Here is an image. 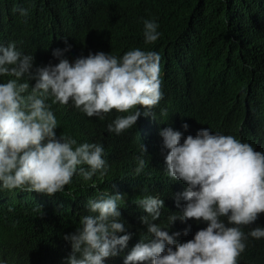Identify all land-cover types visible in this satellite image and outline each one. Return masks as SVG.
Returning <instances> with one entry per match:
<instances>
[{"label":"clouds","instance_id":"1","mask_svg":"<svg viewBox=\"0 0 264 264\" xmlns=\"http://www.w3.org/2000/svg\"><path fill=\"white\" fill-rule=\"evenodd\" d=\"M36 7L0 0V77H8L0 82V190L52 196L74 176L90 181L97 173L106 174L109 166L102 143L57 135L59 122L49 98L60 104L71 101L88 117L101 120L115 109L121 115L106 128L119 135L163 99L161 56L137 47L121 56L89 51L69 61L65 53L71 45L65 40L64 48L48 49L43 66H34L33 53L17 46L27 35ZM158 29L156 19H143L145 44L159 39ZM50 59L58 63L46 64ZM182 127L187 130L189 125ZM158 134L166 150L163 170L172 181L185 184L172 194L179 211L170 212L162 224L156 221L165 208L163 198H138L135 204L145 213L139 220L146 231L123 256V264H239L249 237L264 238V226L256 224L248 232L242 227L253 225L264 213V151L202 125L195 135L184 136L171 126ZM142 151L145 154L143 145ZM147 163L137 156L135 173H142ZM122 202L124 194L109 190L87 201L88 214L80 226L63 236L71 247L65 264H105L107 258L123 253L133 233L121 217ZM189 219L206 227L183 242L178 237L187 235L188 228L169 233L175 221ZM0 264L7 261L0 259Z\"/></svg>","mask_w":264,"mask_h":264},{"label":"trees","instance_id":"2","mask_svg":"<svg viewBox=\"0 0 264 264\" xmlns=\"http://www.w3.org/2000/svg\"><path fill=\"white\" fill-rule=\"evenodd\" d=\"M20 1L38 6L17 46L33 53L34 66H43L48 49L64 48L65 40L71 45L65 53L69 61L89 51L121 56L137 47L154 50L161 56L164 100L152 113L141 115L136 126L117 135L106 128L121 115L115 109L101 120L88 117L71 101L60 104L49 98L59 122L57 135L102 143L109 167L106 174L97 173L90 181L74 176L52 196L18 188L0 190V259L7 264H65L71 247L63 236L80 226L88 214L87 201L108 190L124 194L121 217L133 235L123 253L107 258L105 264H123V256L146 231L139 220L145 213L135 204L138 198L146 194L163 198L165 208L156 221L162 224L170 212L179 211L172 194L185 184L172 181L163 170L166 150L158 134L162 128L171 126L187 136L195 135L202 125L264 151V0ZM144 18L159 23L161 36L152 44L144 41ZM7 79L0 77V82ZM184 123L189 125L187 130ZM137 156L148 162L139 175L134 171ZM256 224L264 226V213L253 225L242 227L248 232ZM204 227V222L177 220L169 233L188 228L187 235L182 232L178 237L183 242ZM238 260L264 264V238L249 237Z\"/></svg>","mask_w":264,"mask_h":264},{"label":"bare ground","instance_id":"3","mask_svg":"<svg viewBox=\"0 0 264 264\" xmlns=\"http://www.w3.org/2000/svg\"><path fill=\"white\" fill-rule=\"evenodd\" d=\"M163 100H164V97H163V99L160 102H162Z\"/></svg>","mask_w":264,"mask_h":264}]
</instances>
